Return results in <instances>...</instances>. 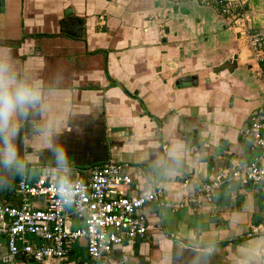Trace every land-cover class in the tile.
<instances>
[{
  "label": "crops",
  "instance_id": "0c3cea01",
  "mask_svg": "<svg viewBox=\"0 0 264 264\" xmlns=\"http://www.w3.org/2000/svg\"><path fill=\"white\" fill-rule=\"evenodd\" d=\"M254 5L264 30V0ZM68 11L85 19L82 37L62 32ZM0 52L11 57L19 77L39 81L44 90V107L21 121L23 139L16 143L23 170L9 174L0 167V203L23 205L19 181L27 176L34 183L45 167L60 164L52 148L63 147L65 164L77 168L127 164L123 172L132 182L123 190L129 196L156 185L165 191L143 210L147 235L117 246L114 260L264 264V182L226 181L212 202L200 198L180 206L184 178L197 186L260 154L248 129L264 110L263 63L215 7L162 0H5ZM193 75L196 86L177 85ZM49 124L51 146L37 131ZM176 142L183 144L178 161L169 156ZM25 203L34 209L47 202L30 197ZM254 229L260 232L249 237ZM6 252L7 237L0 235V264ZM19 264L92 260L81 239L65 259L37 261L24 254Z\"/></svg>",
  "mask_w": 264,
  "mask_h": 264
},
{
  "label": "built area",
  "instance_id": "2783aa9c",
  "mask_svg": "<svg viewBox=\"0 0 264 264\" xmlns=\"http://www.w3.org/2000/svg\"><path fill=\"white\" fill-rule=\"evenodd\" d=\"M162 1H188L215 7L247 39L255 58L263 63L261 72L264 75V30L260 27L261 13L254 0ZM248 135L260 154L245 167L222 170L197 186L191 177L184 178L181 191L185 197L180 206L195 203L200 198L212 202L226 181L243 184L264 182V110L254 115ZM126 166L110 162L83 169L53 164L45 167L34 183H29L27 176H23L19 181L23 205L0 203V235L7 237V252L1 257V264H19L17 256L20 253L37 261L65 259L72 243L81 239L87 241L92 264H125L126 256L120 261L112 258L114 249L127 239L134 241L147 235L149 219L143 210L147 204L162 200L165 195L159 185L141 195H127L123 185L130 184L132 178L123 172ZM61 185L68 190L66 197L58 192ZM30 197L44 198L46 207H29L25 202ZM259 232V229H254L248 236Z\"/></svg>",
  "mask_w": 264,
  "mask_h": 264
},
{
  "label": "clouds",
  "instance_id": "9594fccd",
  "mask_svg": "<svg viewBox=\"0 0 264 264\" xmlns=\"http://www.w3.org/2000/svg\"><path fill=\"white\" fill-rule=\"evenodd\" d=\"M43 98L44 90L41 83L27 77H19L14 70L11 57L0 52V167L6 169L9 174L14 172L18 174L24 168L16 143L18 139H23L21 121L29 119L44 107ZM37 131L44 142L51 146L52 125L49 124ZM52 150L57 162L65 164L68 155L66 150L63 147H53ZM182 150L183 144L176 142L169 149V156L178 161ZM58 192L62 197L68 195V190L63 185Z\"/></svg>",
  "mask_w": 264,
  "mask_h": 264
},
{
  "label": "water",
  "instance_id": "95a60500",
  "mask_svg": "<svg viewBox=\"0 0 264 264\" xmlns=\"http://www.w3.org/2000/svg\"><path fill=\"white\" fill-rule=\"evenodd\" d=\"M5 6V0H0V10H3ZM66 28L64 29V27ZM64 25L62 28V32L69 34L73 37H82L84 34V25L85 19L70 14V11L66 12V18L64 19ZM198 84V77L196 75L182 77L177 81V85H182V87H188L191 85L196 86ZM24 254L20 253L17 258L18 260L23 259Z\"/></svg>",
  "mask_w": 264,
  "mask_h": 264
},
{
  "label": "rangeland",
  "instance_id": "374dc122",
  "mask_svg": "<svg viewBox=\"0 0 264 264\" xmlns=\"http://www.w3.org/2000/svg\"><path fill=\"white\" fill-rule=\"evenodd\" d=\"M94 165V164H93ZM95 166V165H94ZM93 167V166H92Z\"/></svg>",
  "mask_w": 264,
  "mask_h": 264
}]
</instances>
